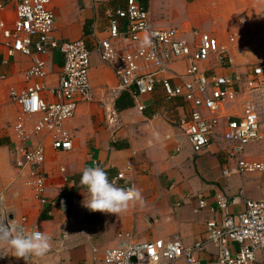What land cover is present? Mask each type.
<instances>
[{
  "label": "crops",
  "instance_id": "crops-1",
  "mask_svg": "<svg viewBox=\"0 0 264 264\" xmlns=\"http://www.w3.org/2000/svg\"><path fill=\"white\" fill-rule=\"evenodd\" d=\"M0 1L5 5L0 19L10 24L15 18V0ZM123 5V1L114 0H51L53 37L58 42L83 40L92 49L108 36L109 11ZM146 6L156 27L177 28L179 38L192 48L197 42L193 30L197 29L228 49L234 65L217 67L212 57L203 66L207 71L227 74L241 71L244 64L257 63L249 40L264 33V0H148ZM232 33L238 37L233 45L227 40ZM41 58L48 73L46 84L52 87L61 56L50 51ZM30 65L31 58L21 55L0 65V76H5L0 78V192L18 216L26 217L30 228L52 241L42 258L20 261L10 251L4 264H104L101 252L115 245L120 232L129 233L134 242L171 240L190 247L202 238L207 221L223 219L219 211L198 210L200 200L213 208L215 195L220 193L227 201V212L233 215L243 210L245 200L264 201V173L222 175L228 144L219 136L201 152H193L176 126L189 112L185 103L166 101L161 89L138 98L118 91L117 78L93 52L89 71L93 101L79 104L62 127L71 139L72 150L56 152L45 139V198L53 205L40 206L16 176L11 155L12 125L19 109L9 102L8 89L24 87L22 76ZM186 65L179 62L171 68L183 72ZM43 96L53 100L47 93ZM139 105L145 108L140 111ZM36 138L34 142L41 137ZM247 157L264 159L260 148L252 145L247 148ZM93 166L104 169L116 186L139 189L143 203H131L118 214L90 212L83 207L87 191L79 179L83 168ZM64 235L66 240L60 242ZM91 248L99 253L93 255ZM197 257L201 264H211L217 261L218 252L206 244ZM263 261L264 253L257 252L253 264Z\"/></svg>",
  "mask_w": 264,
  "mask_h": 264
},
{
  "label": "built area",
  "instance_id": "built-area-1",
  "mask_svg": "<svg viewBox=\"0 0 264 264\" xmlns=\"http://www.w3.org/2000/svg\"><path fill=\"white\" fill-rule=\"evenodd\" d=\"M114 1H123L124 5L109 11L108 36L98 40L92 49L83 40L54 39L51 0H15L12 22L7 24L0 19V65H7L8 59L15 55L31 58L30 67L22 76L24 87L19 90L9 87L8 99L19 109L12 125L13 166L33 199L42 207L53 205L45 198L48 180L44 170L45 139L50 140L56 152L72 150L71 139L62 127L75 115L79 104L93 101L89 82L93 52L117 78L118 91L125 90L138 98L161 89L166 101L185 103L189 112L176 121V126L194 153L201 152L216 136L226 142L221 171L224 177L264 173V159L247 157L250 145L259 147L264 157V33H257L249 40L258 57L257 63L244 64L241 71L219 75L207 71L204 64L212 57L217 67L227 68L234 63L228 49L220 46L216 38L194 29L197 42L192 48L179 38L177 28L153 24L146 6L148 0ZM4 7L0 1V13ZM145 36L150 44L142 46ZM227 40L233 45L238 37L232 33ZM50 51H57L62 61L52 87L46 84L48 73L41 58ZM179 62L187 63L183 72L171 68ZM44 93L53 100L47 101ZM144 108L138 106L140 111ZM35 137L41 138L34 142ZM206 208L221 212L223 219L207 221L202 238L192 246L183 247L171 240L134 242L129 233L120 232L115 245L101 252L103 263L201 264L197 255L206 244L213 245L218 252L217 261L211 264H253L256 253H264V201L245 200L243 210L233 215L227 212V201L218 193L213 208L202 200L198 202V210ZM4 213L7 221L14 220L25 233L38 231L28 226L25 216L16 214L1 191L0 214ZM65 240L64 235L60 242ZM91 251L93 255L99 253L95 248ZM9 258L10 251L0 246V264Z\"/></svg>",
  "mask_w": 264,
  "mask_h": 264
},
{
  "label": "clouds",
  "instance_id": "clouds-1",
  "mask_svg": "<svg viewBox=\"0 0 264 264\" xmlns=\"http://www.w3.org/2000/svg\"><path fill=\"white\" fill-rule=\"evenodd\" d=\"M149 44L145 36L142 46ZM79 184L87 191V199H83L82 204L90 212L118 214L131 203H143L139 189L116 186L98 166L83 168ZM0 246H6L16 258H42L51 248V238L40 231L25 233L14 220L7 221L4 213L0 214Z\"/></svg>",
  "mask_w": 264,
  "mask_h": 264
},
{
  "label": "rangeland",
  "instance_id": "rangeland-1",
  "mask_svg": "<svg viewBox=\"0 0 264 264\" xmlns=\"http://www.w3.org/2000/svg\"><path fill=\"white\" fill-rule=\"evenodd\" d=\"M214 10H211V12L213 13V15H215L216 13H215V11L213 12ZM172 17V16H171Z\"/></svg>",
  "mask_w": 264,
  "mask_h": 264
},
{
  "label": "trees",
  "instance_id": "trees-1",
  "mask_svg": "<svg viewBox=\"0 0 264 264\" xmlns=\"http://www.w3.org/2000/svg\"><path fill=\"white\" fill-rule=\"evenodd\" d=\"M125 97V96H124ZM131 102L129 101L127 104L129 105Z\"/></svg>",
  "mask_w": 264,
  "mask_h": 264
}]
</instances>
